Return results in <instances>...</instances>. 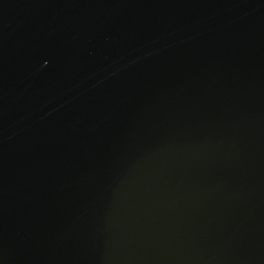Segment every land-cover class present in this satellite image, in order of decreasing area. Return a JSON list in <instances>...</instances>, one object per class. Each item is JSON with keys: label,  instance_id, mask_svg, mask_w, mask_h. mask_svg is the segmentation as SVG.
I'll use <instances>...</instances> for the list:
<instances>
[{"label": "water", "instance_id": "obj_1", "mask_svg": "<svg viewBox=\"0 0 264 264\" xmlns=\"http://www.w3.org/2000/svg\"><path fill=\"white\" fill-rule=\"evenodd\" d=\"M0 264H264V0H0Z\"/></svg>", "mask_w": 264, "mask_h": 264}]
</instances>
